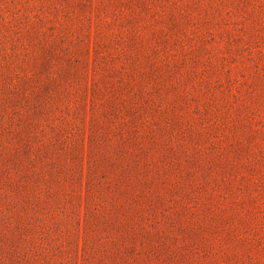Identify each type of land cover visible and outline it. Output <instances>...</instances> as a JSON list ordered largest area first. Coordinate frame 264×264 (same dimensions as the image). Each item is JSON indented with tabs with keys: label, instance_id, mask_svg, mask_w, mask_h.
I'll use <instances>...</instances> for the list:
<instances>
[{
	"label": "rangeland",
	"instance_id": "1",
	"mask_svg": "<svg viewBox=\"0 0 264 264\" xmlns=\"http://www.w3.org/2000/svg\"><path fill=\"white\" fill-rule=\"evenodd\" d=\"M0 264H264V0H0Z\"/></svg>",
	"mask_w": 264,
	"mask_h": 264
}]
</instances>
